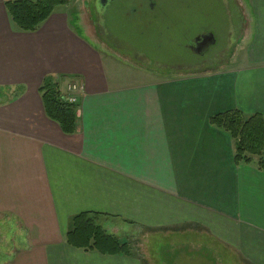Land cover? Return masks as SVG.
Segmentation results:
<instances>
[{
	"label": "crops",
	"instance_id": "1",
	"mask_svg": "<svg viewBox=\"0 0 264 264\" xmlns=\"http://www.w3.org/2000/svg\"><path fill=\"white\" fill-rule=\"evenodd\" d=\"M12 1L0 0V91L23 93L0 101V220L16 237L0 264H150L70 246L84 213L200 246L169 264H264V171L236 163L210 124L231 110L264 121V0H241L246 27L223 68L148 82L67 13L18 32ZM46 77L82 88L74 135L44 112Z\"/></svg>",
	"mask_w": 264,
	"mask_h": 264
},
{
	"label": "rangeland",
	"instance_id": "2",
	"mask_svg": "<svg viewBox=\"0 0 264 264\" xmlns=\"http://www.w3.org/2000/svg\"><path fill=\"white\" fill-rule=\"evenodd\" d=\"M90 1L91 0H71L68 6L58 7L55 11L67 13L70 16V20L80 21L89 37L94 39L103 51L120 56L121 58L118 60L121 62H125L124 57H126V63L129 65L128 69L140 70L139 72H141V74H146L142 79L136 80V82L151 81L152 76H149L150 73L170 77L171 75H184L186 71L179 70L177 73H172L166 70L167 72L156 73L154 69L151 68L152 70H150V67H145L140 63L134 62V55L130 53L132 49L128 44L135 46L138 51L145 54L148 62L151 60H159L163 63L173 64L177 61V57L184 61H188L193 59L191 53L185 49V46L190 40L203 30H211L219 37L223 24L226 21L224 11L216 0H196L188 10H174L171 13V20H167V18L163 19L151 30L138 28L140 31L136 32L134 27H127L124 31L115 28L116 32L120 33L119 39L121 41H119V43L123 48L122 50L114 51L106 44H103L101 38L97 37L95 34V29L92 24L93 18L90 15L89 6L87 7ZM232 1L239 5L241 3V0ZM109 21L111 23L110 25H118L116 24L115 17L112 15L109 16ZM156 27L161 32H165L166 27H170V30L168 32L166 31V36H159ZM140 32H142V35L139 34ZM127 35H129L131 39L126 38ZM239 49V45L236 44L233 48L234 53H231L237 54ZM73 83L76 82L73 81ZM22 93L21 90L14 92L0 91V101L8 102V99H17ZM67 93L68 92H66V94L62 92L68 100ZM16 94L19 96L16 97ZM103 226V230L106 233L125 242V244L131 248L132 255L143 258L150 264H169L176 259L182 258L183 254L190 257V252H195V250L200 247L189 244L187 245L189 252L181 250L180 238L175 241L176 236L173 233L156 234L143 229L123 228L119 224L110 223L108 221L103 222ZM14 229L15 225L12 224V222L0 220V251H6L9 247L13 248L11 246L13 243L11 244L9 241L16 238ZM207 246L208 245H204L201 247ZM201 254L204 255V251L201 252ZM1 259L0 254V262Z\"/></svg>",
	"mask_w": 264,
	"mask_h": 264
},
{
	"label": "trees",
	"instance_id": "3",
	"mask_svg": "<svg viewBox=\"0 0 264 264\" xmlns=\"http://www.w3.org/2000/svg\"><path fill=\"white\" fill-rule=\"evenodd\" d=\"M71 0H16L5 3L7 16L18 32L34 33L61 6ZM44 112L65 135L77 130V104H70L52 77H46L38 89ZM19 96L18 94L15 95ZM210 124L228 133L234 143L236 163L255 164L264 171V121L259 115L246 116L238 110L215 115ZM98 215L80 214L72 219L67 243L75 248L93 250L103 255L131 256V248L110 234L98 223Z\"/></svg>",
	"mask_w": 264,
	"mask_h": 264
},
{
	"label": "flooded vegetation",
	"instance_id": "4",
	"mask_svg": "<svg viewBox=\"0 0 264 264\" xmlns=\"http://www.w3.org/2000/svg\"><path fill=\"white\" fill-rule=\"evenodd\" d=\"M216 1L223 9L226 19L221 34L217 37L213 31L203 29L197 33L185 46V49L191 53L192 60L184 61L177 57V61L173 64L159 60L148 62L145 54L128 44L132 49L130 53L134 55H132L134 62L150 67V70L154 69L156 73L167 71L177 73L182 70L186 71L185 74H195L223 68L228 63L230 55L234 53V45H239L246 22L239 4L232 0ZM194 2L196 0H91L87 7L89 6L93 18L92 24L96 36L112 50L119 51L123 46H120V33H117L116 29L124 31L127 27H134L136 32L140 31L138 28L151 30L159 21L166 18L171 20V13L174 10H188ZM110 15L115 17L118 25H110ZM156 29L159 36H166V31L168 32L170 27H166L165 32H161L157 27ZM139 34L142 35V32ZM126 38L131 39L129 35Z\"/></svg>",
	"mask_w": 264,
	"mask_h": 264
},
{
	"label": "built area",
	"instance_id": "5",
	"mask_svg": "<svg viewBox=\"0 0 264 264\" xmlns=\"http://www.w3.org/2000/svg\"><path fill=\"white\" fill-rule=\"evenodd\" d=\"M68 102L70 104H77L79 102L80 96L82 94V88L79 84L69 83L66 88Z\"/></svg>",
	"mask_w": 264,
	"mask_h": 264
}]
</instances>
